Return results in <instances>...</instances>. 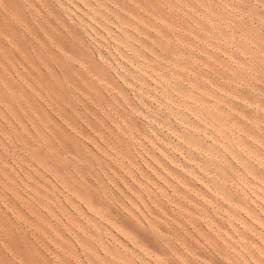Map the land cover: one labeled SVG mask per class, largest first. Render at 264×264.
<instances>
[{
  "label": "rangeland",
  "instance_id": "rangeland-1",
  "mask_svg": "<svg viewBox=\"0 0 264 264\" xmlns=\"http://www.w3.org/2000/svg\"><path fill=\"white\" fill-rule=\"evenodd\" d=\"M0 264H264V0H0Z\"/></svg>",
  "mask_w": 264,
  "mask_h": 264
}]
</instances>
